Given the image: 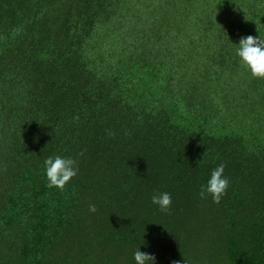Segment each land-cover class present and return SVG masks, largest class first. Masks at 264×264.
<instances>
[{
    "label": "trees",
    "instance_id": "trees-1",
    "mask_svg": "<svg viewBox=\"0 0 264 264\" xmlns=\"http://www.w3.org/2000/svg\"><path fill=\"white\" fill-rule=\"evenodd\" d=\"M259 34L264 0H0V264H264V79L234 44Z\"/></svg>",
    "mask_w": 264,
    "mask_h": 264
},
{
    "label": "clouds",
    "instance_id": "clouds-1",
    "mask_svg": "<svg viewBox=\"0 0 264 264\" xmlns=\"http://www.w3.org/2000/svg\"><path fill=\"white\" fill-rule=\"evenodd\" d=\"M260 17L257 19L260 21ZM235 48V55L240 65L250 73L252 78L264 79V34L240 37ZM47 186L63 189L79 172L78 160L72 156L54 154L44 160ZM229 178L225 175V165L218 164L201 186V196H211L212 201L219 204L229 187ZM152 204L158 206L161 212H169L172 205V196L167 191L155 192L151 196ZM90 212H96L94 204L89 205ZM144 241V240H143ZM141 243L132 254L134 264H156L154 255L140 250Z\"/></svg>",
    "mask_w": 264,
    "mask_h": 264
},
{
    "label": "rangeland",
    "instance_id": "rangeland-1",
    "mask_svg": "<svg viewBox=\"0 0 264 264\" xmlns=\"http://www.w3.org/2000/svg\"><path fill=\"white\" fill-rule=\"evenodd\" d=\"M156 8L161 9L160 6H156ZM195 67H196V64H194V67H192V68H195ZM202 67H203V65H202ZM192 68H191V70H192ZM178 74H177V77H176V83H178L177 81H179V82H181V85H182V83L185 84V81H188V80L191 79V78L190 79L187 78L186 75L184 76L182 74V72H180V71H178ZM230 82H231V85H228V87L227 86H224L223 87L222 85H219L220 83H217V86H219V88L221 90L228 91L230 94H232V92H233V89L232 88H234L236 86V84L242 83V81L238 78V76H236V77H234L233 80H230Z\"/></svg>",
    "mask_w": 264,
    "mask_h": 264
}]
</instances>
